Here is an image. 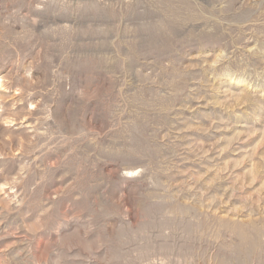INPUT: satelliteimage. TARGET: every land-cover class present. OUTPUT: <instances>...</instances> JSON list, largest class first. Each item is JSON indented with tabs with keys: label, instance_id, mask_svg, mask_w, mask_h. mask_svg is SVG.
<instances>
[{
	"label": "rangeland",
	"instance_id": "obj_1",
	"mask_svg": "<svg viewBox=\"0 0 264 264\" xmlns=\"http://www.w3.org/2000/svg\"><path fill=\"white\" fill-rule=\"evenodd\" d=\"M0 264H264V0H0Z\"/></svg>",
	"mask_w": 264,
	"mask_h": 264
}]
</instances>
